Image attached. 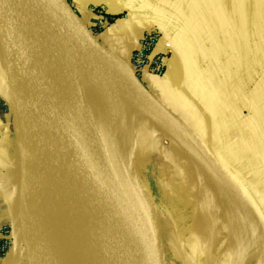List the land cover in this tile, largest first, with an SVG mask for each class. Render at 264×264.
<instances>
[{
  "label": "crops",
  "instance_id": "obj_1",
  "mask_svg": "<svg viewBox=\"0 0 264 264\" xmlns=\"http://www.w3.org/2000/svg\"><path fill=\"white\" fill-rule=\"evenodd\" d=\"M70 7L103 54L85 42L92 58L101 55L128 74L153 106L150 118L172 130L161 111L168 114L218 164L191 137L176 136L218 183L213 194L201 189L198 207L206 230L214 228L219 238L215 263L218 253L223 264L227 232L232 264H264V0H72ZM100 17L108 25L96 30ZM153 30L160 34L153 54L166 43L171 52L163 76L138 79L130 58ZM5 87L0 48V100L8 105L0 110V231L12 230L0 264H29L20 239V154ZM129 127L132 136L130 120Z\"/></svg>",
  "mask_w": 264,
  "mask_h": 264
},
{
  "label": "water",
  "instance_id": "obj_2",
  "mask_svg": "<svg viewBox=\"0 0 264 264\" xmlns=\"http://www.w3.org/2000/svg\"><path fill=\"white\" fill-rule=\"evenodd\" d=\"M19 1L0 0V48L5 62V98L20 154V239L29 264H42L34 239L28 233V210L38 163L46 151L54 152L102 199L116 203L129 218V225L124 227L94 212L104 226L125 242L120 264H163L159 211L136 168L127 139L120 141L112 135L80 94L82 87L63 76L57 54L73 42V35L50 56L40 35L21 14ZM41 4L39 17L48 22L49 9L60 15L63 8L67 10V17L75 27L71 33L84 37L83 49L92 65L89 59L92 55L85 42L90 41L92 49L102 52L96 48L92 37H87L86 34L91 36V33L79 24L71 7L64 0H41ZM60 19V22L64 20ZM72 89L82 97L80 102L71 94ZM161 112L172 126L177 124ZM181 131L185 137H191L218 168L182 126Z\"/></svg>",
  "mask_w": 264,
  "mask_h": 264
},
{
  "label": "rangeland",
  "instance_id": "obj_3",
  "mask_svg": "<svg viewBox=\"0 0 264 264\" xmlns=\"http://www.w3.org/2000/svg\"><path fill=\"white\" fill-rule=\"evenodd\" d=\"M72 35L74 40L68 45L69 51H66L68 48H62L66 51L65 54L62 55L64 52L61 51L57 57L64 78L82 87V97L85 96L98 117L109 123L112 130L118 133L121 141L124 131H127L125 124L129 120L132 122V138L124 142L130 147L136 168L159 211L163 264H220L218 253L215 263V247H212L219 238L215 237L214 228L212 231L206 230L202 216L198 213L201 189L216 192L218 183L195 159L192 152L176 138L177 135L185 137L178 123L173 125V131L169 130L153 121L141 103L127 97L121 90L119 91L122 93L117 92L120 87L108 88L109 84L104 83V87L100 85L101 88H98L96 79L92 77V72L99 69L96 60L89 58L92 61V65H89L83 49L84 37L75 33ZM86 35L91 37L89 33ZM65 55H68L67 60ZM108 99H111L112 104L110 100L106 102ZM219 197L217 194V214L221 207ZM209 208L215 211L213 203L208 204ZM218 215L221 216L220 213ZM223 224L227 225L225 220ZM8 230V227H3L1 236ZM223 235L221 261L223 264H231L235 249L231 241H227V232Z\"/></svg>",
  "mask_w": 264,
  "mask_h": 264
},
{
  "label": "bare ground",
  "instance_id": "obj_4",
  "mask_svg": "<svg viewBox=\"0 0 264 264\" xmlns=\"http://www.w3.org/2000/svg\"><path fill=\"white\" fill-rule=\"evenodd\" d=\"M42 6L41 0L19 1L21 14L28 20L36 33L40 35L48 53L53 56L54 53L59 51L56 47H62L69 37H72L73 27L71 19L67 17L68 12L65 8H63L64 15L49 9L47 18L50 20L49 22L44 21L41 16V18L39 17ZM60 18L64 19L62 22L65 23V27L60 22ZM63 49L60 50V53L61 51L64 52ZM66 51L68 52L69 48ZM71 56L70 58H72ZM67 58L68 55L65 60ZM95 59L99 69L92 72L94 73L92 77L96 79L95 83H97L98 88L104 87V83L109 84V86L105 85L108 88L120 87L117 92L122 91L127 97L141 103L148 113L155 112L151 103L143 96L137 84L133 82L128 74L110 64L101 55H96ZM67 62L69 63V61ZM79 68L81 67L79 66ZM57 71L59 72V69ZM117 78L119 80L115 81ZM70 92L77 101H81L77 92L73 89ZM111 99L106 102L110 100L111 103ZM103 123L112 135L120 140L118 133L112 130L113 128L109 123L106 121ZM125 127H127V131L123 133V141L126 138L127 140L131 139L129 121H127ZM33 182L30 208L28 210L30 219L28 233L34 239L42 264L121 263L125 242L104 226L94 215L96 211L126 227L129 225V218L116 203L102 199L70 166L51 151L43 152L41 155ZM242 254H239V256H242Z\"/></svg>",
  "mask_w": 264,
  "mask_h": 264
},
{
  "label": "built area",
  "instance_id": "obj_5",
  "mask_svg": "<svg viewBox=\"0 0 264 264\" xmlns=\"http://www.w3.org/2000/svg\"><path fill=\"white\" fill-rule=\"evenodd\" d=\"M69 6L72 0H64ZM101 15V13H99ZM108 21L100 17L96 30L105 28ZM95 31V30H94ZM160 39V34L157 30L145 33L140 42V49L133 53L130 58V66L133 73L138 79L147 76L161 77L166 66L167 58L171 52V45L166 43L163 49L158 54H153V51ZM0 110L8 111V105L0 100ZM12 230L9 228L0 238V252L7 255L12 244Z\"/></svg>",
  "mask_w": 264,
  "mask_h": 264
}]
</instances>
